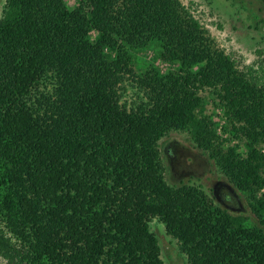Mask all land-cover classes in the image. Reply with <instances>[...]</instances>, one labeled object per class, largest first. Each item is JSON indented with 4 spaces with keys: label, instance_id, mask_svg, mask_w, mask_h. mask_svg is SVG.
<instances>
[{
    "label": "trees",
    "instance_id": "16d2710c",
    "mask_svg": "<svg viewBox=\"0 0 264 264\" xmlns=\"http://www.w3.org/2000/svg\"><path fill=\"white\" fill-rule=\"evenodd\" d=\"M153 47L179 68L138 70L136 55ZM130 89L136 101L125 99ZM205 91L227 120L221 133ZM171 131L188 132L209 154L262 228L199 186L167 182L159 142ZM261 145L264 82L240 70L180 0L73 8L8 0L0 19V255L8 264H165L154 219L189 264H264Z\"/></svg>",
    "mask_w": 264,
    "mask_h": 264
},
{
    "label": "rangeland",
    "instance_id": "374dc122",
    "mask_svg": "<svg viewBox=\"0 0 264 264\" xmlns=\"http://www.w3.org/2000/svg\"><path fill=\"white\" fill-rule=\"evenodd\" d=\"M70 8L78 0H65ZM208 30L218 48L228 54L240 70L260 83L264 82V0H180ZM8 0H0V19L3 18ZM96 34H92L93 40ZM136 68L147 70L157 67L162 75L178 69L177 64L163 62L158 58V48L153 47L136 55ZM44 91H52V85L43 86ZM202 95L207 99L206 113L219 123L218 129L227 124L223 111L216 108L217 99L210 91ZM136 91L130 89L127 101H136ZM225 137H228L225 135ZM241 150H245L244 144ZM260 148L264 152V145ZM165 177L171 186L183 184L201 187L219 207L233 215L243 216L248 227H263L252 213L245 194L239 192L222 173L217 163L208 153L201 150L185 131H171L159 142ZM261 194H264L262 192ZM161 248V258L165 264H189L178 242L168 235L165 225L158 219L150 223ZM0 264L8 262L0 255Z\"/></svg>",
    "mask_w": 264,
    "mask_h": 264
}]
</instances>
